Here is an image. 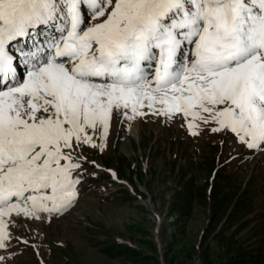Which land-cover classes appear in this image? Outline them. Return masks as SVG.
Segmentation results:
<instances>
[{
  "label": "snow or ice",
  "instance_id": "6c2138e0",
  "mask_svg": "<svg viewBox=\"0 0 264 264\" xmlns=\"http://www.w3.org/2000/svg\"><path fill=\"white\" fill-rule=\"evenodd\" d=\"M149 116L264 152V0H0V264Z\"/></svg>",
  "mask_w": 264,
  "mask_h": 264
},
{
  "label": "rangeland",
  "instance_id": "374dc122",
  "mask_svg": "<svg viewBox=\"0 0 264 264\" xmlns=\"http://www.w3.org/2000/svg\"><path fill=\"white\" fill-rule=\"evenodd\" d=\"M95 158L102 170L81 182L75 207L42 226L41 254L16 245L12 264H225L237 253L264 264V152L149 116L113 120ZM115 241L143 259L100 251Z\"/></svg>",
  "mask_w": 264,
  "mask_h": 264
},
{
  "label": "trees",
  "instance_id": "16d2710c",
  "mask_svg": "<svg viewBox=\"0 0 264 264\" xmlns=\"http://www.w3.org/2000/svg\"><path fill=\"white\" fill-rule=\"evenodd\" d=\"M215 162L216 160L214 158L212 160V163L209 164L210 167L208 171H210V174L213 172ZM221 201L222 200L218 198V200L215 203L217 202L221 203ZM215 205L218 206L219 204H215ZM171 209H174V206H172ZM100 251L111 258L126 257L129 259H134L136 262L139 261L140 259H143L141 258L142 254L139 249L134 248L133 246H130L126 243L119 244L116 241L105 245L103 248L100 249ZM225 264H257V259L254 256H252V258H244V255L237 253L230 259V261L226 262Z\"/></svg>",
  "mask_w": 264,
  "mask_h": 264
}]
</instances>
